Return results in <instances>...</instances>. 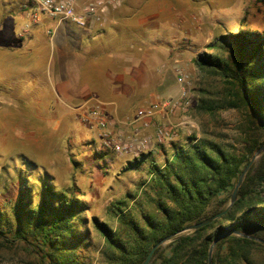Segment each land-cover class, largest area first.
<instances>
[{"label": "rangeland", "instance_id": "1", "mask_svg": "<svg viewBox=\"0 0 264 264\" xmlns=\"http://www.w3.org/2000/svg\"><path fill=\"white\" fill-rule=\"evenodd\" d=\"M22 4V0H0V203L16 199L24 181L35 186L38 175L60 189H72L87 207L84 217L89 247L83 255L88 257L89 264H102L97 254L102 239L90 226L91 218L98 221L107 218L110 205L125 195H134L130 205L138 221L141 222V212H155L143 195L144 191L153 195L147 182L149 160L138 169L127 171L126 163L140 154L136 157L131 152L119 154L105 144L118 137L131 139L135 133L138 137L151 138V129L141 133L140 124L133 122L137 110L149 101L135 109L132 118L104 114L109 122L104 129H99L92 120L82 121V116L97 106L56 107L52 83L54 68L49 57L55 37H62L61 29L53 32L57 21L40 15L38 26L45 30L44 35L37 33L21 13ZM112 20H119L124 32L131 23L142 26L153 21L148 26L155 23L162 34L173 36L174 43H181L186 50L183 56H177L179 61L174 64L173 78L179 90L176 69L188 74L187 87L192 104L174 116L153 118V125L174 126L177 136L164 144L152 142L150 152L144 153L154 152L151 162L160 166L169 157L171 146L184 145L190 139L201 137L214 140L229 152L240 155L241 134L247 133L248 127L245 113L227 109L208 114L196 108L200 97L211 98V94L223 85L218 76L204 72L195 60L201 53H213L206 50L207 47L226 31H236L241 22L264 30V0H125L109 13L107 22ZM64 24L77 28L71 22H59L61 26ZM33 31L38 36L35 37ZM161 32H155L152 37H158ZM186 38H190L189 44ZM256 137L262 136L257 133ZM99 153L104 154V160ZM72 159L79 164H73ZM27 161L36 166L27 168ZM144 181L147 183L142 186ZM12 233L6 236L11 237ZM35 247V242L31 245L15 242L10 248L0 246V264H38Z\"/></svg>", "mask_w": 264, "mask_h": 264}, {"label": "trees", "instance_id": "2", "mask_svg": "<svg viewBox=\"0 0 264 264\" xmlns=\"http://www.w3.org/2000/svg\"><path fill=\"white\" fill-rule=\"evenodd\" d=\"M244 24L219 35L206 49L213 53H201L195 60L223 85L211 98L200 97L196 108L208 114L243 111L248 127L241 134L242 153L233 154L201 137L171 146L160 166L151 162V153L127 162L124 167L129 171L149 160L147 182L153 195L146 191L143 195L155 212H141L138 221L130 205L134 195H125L110 205L108 219L91 218L90 226L102 239L97 251L102 264H141L165 238L170 241L154 251L148 264H207L209 246L221 235L212 264H264V154L250 166L234 203L227 208L242 170L264 145V30ZM257 133L262 137H256ZM98 156L104 160V154ZM72 163L79 164L73 159ZM25 165L36 166L30 161ZM23 183L16 199L0 203V246L35 242L38 264H89L83 255L89 247L87 207L80 195L56 187L41 175L35 186ZM218 213L223 214L212 223L179 234Z\"/></svg>", "mask_w": 264, "mask_h": 264}, {"label": "crops", "instance_id": "3", "mask_svg": "<svg viewBox=\"0 0 264 264\" xmlns=\"http://www.w3.org/2000/svg\"><path fill=\"white\" fill-rule=\"evenodd\" d=\"M110 22L73 29L70 24L61 26L57 21L53 27V32L60 28L62 36L55 37L49 57L54 68L56 107L88 104L100 107L108 117L132 118L135 109L152 98L178 95L173 68L178 64L177 56L186 51L181 43L162 34L155 23L148 26L153 21L142 26L131 23L127 32L119 20ZM38 23L40 20L30 26L44 35L45 27ZM155 32L161 33L152 37ZM32 34L38 36L34 31ZM186 39L189 44L190 38Z\"/></svg>", "mask_w": 264, "mask_h": 264}, {"label": "built area", "instance_id": "4", "mask_svg": "<svg viewBox=\"0 0 264 264\" xmlns=\"http://www.w3.org/2000/svg\"><path fill=\"white\" fill-rule=\"evenodd\" d=\"M21 11L26 14L30 23L39 20L40 15L50 19L68 21L79 28H86L90 25H103L107 22L109 13L121 6L125 0H22ZM177 83L180 85L179 93L175 97H155L145 107L137 110L133 122L141 126V133L152 130V137H138L123 140L118 137L112 141H105V144L112 146L116 153L144 154L150 152L149 145L164 144L171 142L177 136L174 126L165 123L152 124L155 116L168 118L191 107L192 101L189 95L187 81L188 74L181 69H176ZM86 105V104H85ZM84 107V105H82ZM81 106V107H82ZM93 121L99 129H104L109 124L108 119L98 107H92L82 116L83 122ZM149 148V149H148Z\"/></svg>", "mask_w": 264, "mask_h": 264}, {"label": "water", "instance_id": "5", "mask_svg": "<svg viewBox=\"0 0 264 264\" xmlns=\"http://www.w3.org/2000/svg\"><path fill=\"white\" fill-rule=\"evenodd\" d=\"M264 154V145H262L261 147H259L254 153L253 155L251 156L249 162L247 163V165L244 167V169L242 170L237 182H236V185L231 193V197H230V200H229V204H228V207L229 208L235 201L236 199V193H237V190L239 188V186L241 185L248 169L250 168V166L255 162L257 161V159L262 155ZM223 213H218L208 219H205L203 221H201L200 223H197V224H194V225H189L187 226L185 229H183L179 234H188V233H191L193 231H196L197 229H200L210 223H212L214 220H216L217 218H219ZM235 235L237 236H241V237H246L245 235H242L240 233H237L235 232L234 233ZM223 237V235L221 236H217L215 237V239L212 241V243L210 244L209 246V249H208V256H207V264H212V253H213V249L215 247V245L217 244V242L219 240H221ZM170 240L168 238H165L161 241H159L158 243H156L152 248L151 250L148 252V254L146 255V257L144 258V260L142 261L141 264H148L152 258V255L154 253V251L161 245H164L166 243H168Z\"/></svg>", "mask_w": 264, "mask_h": 264}]
</instances>
